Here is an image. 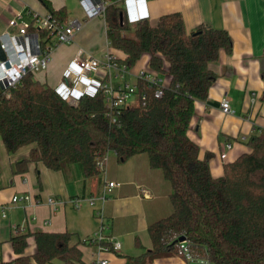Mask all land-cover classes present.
<instances>
[{"label": "trees", "instance_id": "trees-1", "mask_svg": "<svg viewBox=\"0 0 264 264\" xmlns=\"http://www.w3.org/2000/svg\"><path fill=\"white\" fill-rule=\"evenodd\" d=\"M41 2L58 20L67 21L65 9ZM103 17L111 46L126 55L121 63L132 68L149 54L148 66L169 76L163 96L155 97L154 89L139 82L147 104L125 107L112 121L103 93L83 94L71 103L27 74L9 98L0 89V136L6 149L31 146L18 170H27L31 161L64 172L76 164L91 177L102 171L97 157L110 151L120 160L146 153L150 165L162 169L172 185L173 212L148 226L152 247L133 257V263L184 256V237L190 254L211 264H264V130L249 137V151L226 163L220 177L212 175V154L201 159L198 144L188 136L196 101L208 98L217 78L211 63L221 52H232L231 35L207 24L187 33L180 12L161 16L156 26L147 17L133 26L124 8L108 4ZM261 76L264 81V71ZM30 236L36 245L31 255L26 253ZM11 243L18 256L1 264H32V258L38 264H86L68 231L15 232Z\"/></svg>", "mask_w": 264, "mask_h": 264}, {"label": "crops", "instance_id": "crops-1", "mask_svg": "<svg viewBox=\"0 0 264 264\" xmlns=\"http://www.w3.org/2000/svg\"><path fill=\"white\" fill-rule=\"evenodd\" d=\"M56 11L65 9L67 21L79 19L82 29L74 41L58 45L52 52L47 71L35 78L55 88L71 59L79 48L95 57L115 53L121 59L126 55L111 46L107 37V24L103 16L87 18L80 0H49ZM125 9L130 23L135 25L141 17H147L156 26L161 16L180 12L187 33L207 24L225 29L233 39L231 53L221 52L219 59L211 63L217 78L204 101H196L188 136L198 144L199 156L211 153L210 168L214 177L224 174L226 163L235 161L248 152L246 141L253 134L264 130V0H106ZM34 10L47 14L41 0H0V33L16 13ZM29 16H27V19ZM149 54H144L134 70L148 65ZM226 98L232 112L225 114L221 108ZM232 147L228 148L227 145ZM31 146L9 152L0 136V260L11 261L18 255L14 252L11 237L15 227H24L22 232H65L72 234V243L80 245L83 261L94 264L97 257L108 259L110 264H211L194 258L186 260L182 255L163 256L133 263V257L146 253L152 247L148 226L173 212L169 180L160 168L150 165L146 153L120 160L111 152L102 171L87 177L79 165L66 172L52 170L40 161H31L25 171H19V162L28 159ZM226 153V158L222 154ZM119 183L106 201L100 197L104 181ZM15 194L31 196L30 200L12 203ZM55 198V204L49 203ZM80 198L81 205L76 206ZM103 212V222L98 213ZM104 224L105 235L121 242L118 251H100L94 244L82 241L93 236ZM139 242L140 244L138 245ZM27 254L36 249L33 236L28 238ZM32 264H38L32 258ZM50 264H63L54 260Z\"/></svg>", "mask_w": 264, "mask_h": 264}, {"label": "built area", "instance_id": "built-area-1", "mask_svg": "<svg viewBox=\"0 0 264 264\" xmlns=\"http://www.w3.org/2000/svg\"><path fill=\"white\" fill-rule=\"evenodd\" d=\"M80 3L87 18L90 19L103 16L109 4L106 0H80ZM27 16H29L28 19ZM82 26V22L75 18L61 22L50 11L44 15L34 10L16 13L9 20L6 29L0 33V47L5 56V59L0 57V89L3 95L9 98L11 90L16 88L27 74L47 71L53 50L58 45L73 42ZM120 60L121 58L115 53L109 52L99 58L79 48L55 89L71 103H78L79 97L83 94L103 93L108 115L112 121H116L117 116L125 107L147 104V93L140 92L139 82L154 89L155 97L163 96L164 89L169 84L168 75H161L148 65L134 70L133 67H128ZM221 108L225 114L232 112L226 98L222 100ZM227 147L231 148L232 145L229 143ZM108 158L109 152L102 157H97L101 168L104 167ZM222 158H226V153L222 154ZM118 185V182L105 178L103 194L100 197L88 198V202L95 206L97 199L102 202L106 201L108 193ZM30 199L31 196L28 194H15L12 197V203ZM48 201L51 204L57 203L55 198H49ZM80 201V198L76 199L77 207L81 205ZM98 213L103 222L102 209H99ZM105 228L106 226L102 224L100 229L88 239L100 251L120 250L121 242L105 235ZM14 230L16 233L21 232L24 231V227H15ZM105 241L108 244H103ZM180 243L184 251L183 257L186 260L194 259L188 250L186 240ZM94 264L110 263L108 259L97 257Z\"/></svg>", "mask_w": 264, "mask_h": 264}, {"label": "water", "instance_id": "water-1", "mask_svg": "<svg viewBox=\"0 0 264 264\" xmlns=\"http://www.w3.org/2000/svg\"><path fill=\"white\" fill-rule=\"evenodd\" d=\"M0 57H1L2 59H5L4 52L2 51L1 47H0ZM182 240H185V238L182 237V238H181V241H182Z\"/></svg>", "mask_w": 264, "mask_h": 264}, {"label": "rangeland", "instance_id": "rangeland-1", "mask_svg": "<svg viewBox=\"0 0 264 264\" xmlns=\"http://www.w3.org/2000/svg\"><path fill=\"white\" fill-rule=\"evenodd\" d=\"M133 26H134V25H133ZM128 34H133V31H130ZM34 75L39 77V76H40V72H35ZM111 152H112V151L109 152V156H110Z\"/></svg>", "mask_w": 264, "mask_h": 264}]
</instances>
